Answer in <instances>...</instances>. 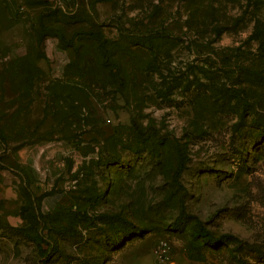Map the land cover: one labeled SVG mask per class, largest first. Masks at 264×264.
Wrapping results in <instances>:
<instances>
[{
  "label": "rangeland",
  "instance_id": "obj_1",
  "mask_svg": "<svg viewBox=\"0 0 264 264\" xmlns=\"http://www.w3.org/2000/svg\"><path fill=\"white\" fill-rule=\"evenodd\" d=\"M158 238L264 264V0H0V264Z\"/></svg>",
  "mask_w": 264,
  "mask_h": 264
},
{
  "label": "built area",
  "instance_id": "obj_2",
  "mask_svg": "<svg viewBox=\"0 0 264 264\" xmlns=\"http://www.w3.org/2000/svg\"><path fill=\"white\" fill-rule=\"evenodd\" d=\"M167 242L163 238H158L153 244L151 253L156 256L159 260H163L167 257Z\"/></svg>",
  "mask_w": 264,
  "mask_h": 264
},
{
  "label": "crops",
  "instance_id": "obj_3",
  "mask_svg": "<svg viewBox=\"0 0 264 264\" xmlns=\"http://www.w3.org/2000/svg\"><path fill=\"white\" fill-rule=\"evenodd\" d=\"M58 194H54L53 196L50 197V201L53 202L57 198ZM133 261L129 264H159L152 258V253L150 252L149 255L144 254V255H133L132 257Z\"/></svg>",
  "mask_w": 264,
  "mask_h": 264
},
{
  "label": "trees",
  "instance_id": "obj_4",
  "mask_svg": "<svg viewBox=\"0 0 264 264\" xmlns=\"http://www.w3.org/2000/svg\"><path fill=\"white\" fill-rule=\"evenodd\" d=\"M250 36L257 37L258 32H255L254 35H250ZM194 235H197L199 237H210L212 239V234L207 229H205L203 226H198L194 232Z\"/></svg>",
  "mask_w": 264,
  "mask_h": 264
}]
</instances>
